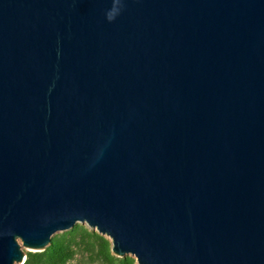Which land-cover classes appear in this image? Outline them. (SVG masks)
I'll list each match as a JSON object with an SVG mask.
<instances>
[{
  "label": "water",
  "instance_id": "water-1",
  "mask_svg": "<svg viewBox=\"0 0 264 264\" xmlns=\"http://www.w3.org/2000/svg\"><path fill=\"white\" fill-rule=\"evenodd\" d=\"M77 224L264 264V0H0V264Z\"/></svg>",
  "mask_w": 264,
  "mask_h": 264
},
{
  "label": "trees",
  "instance_id": "trees-1",
  "mask_svg": "<svg viewBox=\"0 0 264 264\" xmlns=\"http://www.w3.org/2000/svg\"><path fill=\"white\" fill-rule=\"evenodd\" d=\"M79 256L80 264H137L132 256H114L110 240L81 224L54 235L44 251L28 252L24 264H71Z\"/></svg>",
  "mask_w": 264,
  "mask_h": 264
},
{
  "label": "rangeland",
  "instance_id": "rangeland-1",
  "mask_svg": "<svg viewBox=\"0 0 264 264\" xmlns=\"http://www.w3.org/2000/svg\"><path fill=\"white\" fill-rule=\"evenodd\" d=\"M81 225H84V226H87L86 224H81ZM88 227V226H87ZM89 228V227H88ZM90 229V228H89ZM90 230H92V229H90ZM92 231H94V230H92ZM96 232V231H95ZM61 233H63V232H59V233H57V234H61ZM56 235V234H55ZM105 237V236H104ZM107 238V237H106ZM108 240H110L109 238H107ZM19 243L21 244V248H22V251H24L26 254L29 252L28 250H27V248H25L24 246H23V243L21 242V241H19ZM80 259H81V257L79 256L78 257V259L76 260V261H74V262H72L71 264H80ZM16 264H19V263H16Z\"/></svg>",
  "mask_w": 264,
  "mask_h": 264
}]
</instances>
